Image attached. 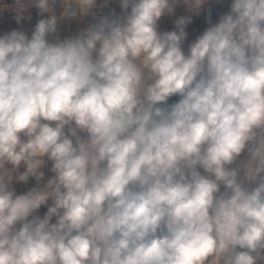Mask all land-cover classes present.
Here are the masks:
<instances>
[{
	"label": "clouds",
	"instance_id": "9594fccd",
	"mask_svg": "<svg viewBox=\"0 0 264 264\" xmlns=\"http://www.w3.org/2000/svg\"><path fill=\"white\" fill-rule=\"evenodd\" d=\"M0 264H264V0H0Z\"/></svg>",
	"mask_w": 264,
	"mask_h": 264
}]
</instances>
